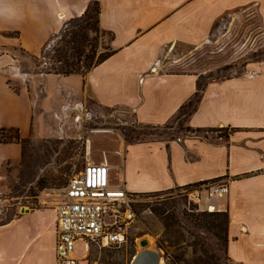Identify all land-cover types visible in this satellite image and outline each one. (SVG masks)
Instances as JSON below:
<instances>
[{"label": "crops", "instance_id": "1", "mask_svg": "<svg viewBox=\"0 0 264 264\" xmlns=\"http://www.w3.org/2000/svg\"><path fill=\"white\" fill-rule=\"evenodd\" d=\"M92 1L0 0V128L28 139L43 131L44 116L54 108L58 130L71 112L80 127L93 117L91 101L130 112L136 123L163 125L197 89L193 75L159 73L166 48L202 44L215 22L237 8H254L264 29V0H98L99 26L111 35L113 54L84 75L45 74L37 81L22 74L9 50L34 55L47 50ZM248 70L256 73L208 81L186 119L195 131L225 134L124 141L122 159L109 165L108 174L110 186L121 185L130 194L226 182V195L201 192L198 207L226 214L230 264H264V62ZM21 151L19 143L0 142V168ZM88 161L107 162L106 156ZM56 239L53 208L0 221V264H56Z\"/></svg>", "mask_w": 264, "mask_h": 264}, {"label": "rangeland", "instance_id": "2", "mask_svg": "<svg viewBox=\"0 0 264 264\" xmlns=\"http://www.w3.org/2000/svg\"><path fill=\"white\" fill-rule=\"evenodd\" d=\"M80 24H83V20L73 19L66 23L67 27ZM62 33L56 35L47 50L43 49L38 55L23 52L18 47L10 49L9 53L15 57L20 72L28 73L30 79L34 76L37 81L41 80V75H60L56 73L61 62L57 60L54 50L60 46ZM109 40L108 33L98 35L94 58L108 49ZM89 52L88 45L85 53ZM84 61L83 54L80 57L81 65ZM261 62H264V29L255 9L243 7L219 18L202 44L176 42L170 45L157 69L159 73L190 74L200 82L207 83L224 76L255 74L256 71L248 69ZM14 87H19L16 81ZM41 89L40 84L37 90L40 92ZM87 108L93 113L89 121L79 127L75 113L71 112L62 120L61 131L58 130L56 118H53L57 108L48 111L43 119V131L28 138L21 147L20 158L2 164L0 221L13 218L26 210L55 209L58 193L73 173L83 169L88 159L99 163L106 156L109 165L121 161L124 141H135V133L140 131L137 129L138 123L130 112L126 113L123 109L122 112L115 111L114 108L97 106L93 101L87 104ZM187 118L178 110L172 119L160 125L163 127L147 131L151 133L142 138L168 141L199 135L212 139L226 132H197L186 125ZM7 134L14 135V132L9 131ZM121 140L122 150L119 147ZM186 196L183 188L178 187L159 192L131 193L128 206L134 218L128 224L125 242L103 246L100 239L88 242L80 237L73 241L70 255L77 264H134L143 249H147L155 253L158 264H205L204 254L207 252L214 255L216 264H228L222 240L218 241L211 233L192 227L186 218L188 214L201 215L203 212L218 211L201 209ZM169 216L176 223H172ZM218 218L224 226L223 216ZM222 235L223 232L220 233ZM144 238L148 240V245L142 247L140 241ZM51 242H48L49 246ZM205 249V252L202 251Z\"/></svg>", "mask_w": 264, "mask_h": 264}, {"label": "built area", "instance_id": "3", "mask_svg": "<svg viewBox=\"0 0 264 264\" xmlns=\"http://www.w3.org/2000/svg\"><path fill=\"white\" fill-rule=\"evenodd\" d=\"M110 166L107 162L94 164L87 161L58 193L55 207L57 239L56 264H77L70 255L76 238L89 241L100 239L103 246L121 245L127 236L128 224L134 214L128 206L130 193L120 185L108 184ZM226 182H206L183 188L187 198L197 206L201 192L222 197L228 193ZM207 211H214L208 206Z\"/></svg>", "mask_w": 264, "mask_h": 264}, {"label": "trees", "instance_id": "4", "mask_svg": "<svg viewBox=\"0 0 264 264\" xmlns=\"http://www.w3.org/2000/svg\"><path fill=\"white\" fill-rule=\"evenodd\" d=\"M99 12H100L99 2L98 0H94L90 2L84 14L81 17L74 18V20L76 21L83 20V24L76 25V26H68V27L66 25V27L62 30L63 33L59 40L60 46H58L54 50L56 52L57 60L61 62L60 67L58 69V73L56 74H60L64 76L70 75V74L84 75L93 66L104 61L106 58H108L111 54L114 53V51L111 50L110 47H108V49L104 53H100L98 54L96 58H94V52L98 48V35L108 33L99 26ZM110 39H111V35H110ZM88 45L91 51L89 52L90 54L85 53V48ZM44 51H43V54H44ZM83 54H84L85 61H84V64L81 65L80 57ZM225 77H229V76H224V78ZM205 84L206 82L202 83L199 80H197V90L193 98L190 99L188 102L184 103L179 109V113L181 115L188 117L196 109V104L199 101L201 91L203 90V86ZM161 127L163 126L138 123L137 129H139L140 131L135 133V136H134L135 141H132L131 139H126V140H128L127 142L149 141L142 137L151 133L147 131L157 130ZM6 131L14 132V135H11V134L9 135L7 134ZM27 140H28L27 138H21L17 130L15 129L0 128V142H3V143L16 142V143H19L22 147L24 143L27 142ZM221 215L223 216L222 222H224V226H223V223L221 224L219 223L220 221L218 217ZM168 218H170L171 221H173L174 219L173 217H170V216ZM186 218L190 222V225L192 227H195L197 229L198 228L202 229L206 233H211L213 236H215L216 239H218V241L222 240L224 244V251L226 253L227 216L224 212H221V213L220 212H216V213L203 212L201 215L188 214ZM10 219L3 220L2 223H6ZM172 223H176V222L173 221ZM222 232H223V235L220 236V233ZM171 242L174 244L177 243L173 241ZM204 243L205 242L203 240L202 244ZM202 251L205 252L206 249ZM216 262H217V259L214 258V255L212 256L208 254L207 252H205L204 254L205 264H216ZM228 264H230L229 259H228Z\"/></svg>", "mask_w": 264, "mask_h": 264}, {"label": "water", "instance_id": "5", "mask_svg": "<svg viewBox=\"0 0 264 264\" xmlns=\"http://www.w3.org/2000/svg\"><path fill=\"white\" fill-rule=\"evenodd\" d=\"M147 245H148V240L146 238H144V239H142L140 241V246L145 247ZM141 257L145 260V262H148V263H151L152 262V258H154L155 261H153L152 263L153 264H158L157 256L155 255V253L153 251H150V250H147V249H143Z\"/></svg>", "mask_w": 264, "mask_h": 264}, {"label": "bare ground", "instance_id": "6", "mask_svg": "<svg viewBox=\"0 0 264 264\" xmlns=\"http://www.w3.org/2000/svg\"><path fill=\"white\" fill-rule=\"evenodd\" d=\"M154 258H152V261H153ZM155 261V259H154ZM143 263H148V262H145V260L141 257V256H138L135 260H134V264H143Z\"/></svg>", "mask_w": 264, "mask_h": 264}]
</instances>
